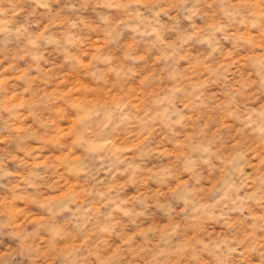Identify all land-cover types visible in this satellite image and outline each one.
I'll use <instances>...</instances> for the list:
<instances>
[{
    "label": "clouds",
    "instance_id": "clouds-1",
    "mask_svg": "<svg viewBox=\"0 0 264 264\" xmlns=\"http://www.w3.org/2000/svg\"><path fill=\"white\" fill-rule=\"evenodd\" d=\"M0 264H264V0H0Z\"/></svg>",
    "mask_w": 264,
    "mask_h": 264
}]
</instances>
